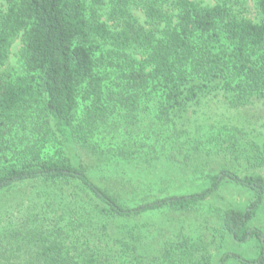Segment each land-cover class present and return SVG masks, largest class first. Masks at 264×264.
Wrapping results in <instances>:
<instances>
[{
  "label": "trees",
  "instance_id": "trees-1",
  "mask_svg": "<svg viewBox=\"0 0 264 264\" xmlns=\"http://www.w3.org/2000/svg\"><path fill=\"white\" fill-rule=\"evenodd\" d=\"M2 1L0 264H264V0ZM229 183L253 200L186 233Z\"/></svg>",
  "mask_w": 264,
  "mask_h": 264
},
{
  "label": "rangeland",
  "instance_id": "rangeland-1",
  "mask_svg": "<svg viewBox=\"0 0 264 264\" xmlns=\"http://www.w3.org/2000/svg\"><path fill=\"white\" fill-rule=\"evenodd\" d=\"M199 2H202L205 5H214L216 3V0H196ZM249 7L254 6L255 0H244ZM0 8L4 9V2L0 0ZM23 52V42L22 38H16L10 49H9V61L6 66L0 67V73L10 71V72H21V56ZM214 106L212 109H209V113L207 115H215V109ZM204 110L201 109V112ZM251 112V111H250ZM248 113L249 116H253L255 119L252 120L253 126H258L260 124L259 118H262V111L259 112L256 111ZM214 167V168H212ZM210 169H208V172H217L220 169V164L216 161L212 165ZM164 169H168V167H164ZM250 172H253L255 174L264 175V169L259 168L256 170H249ZM209 184V181L207 179H200V180H189L185 181L182 184H180L178 187L183 188V193H193V192H199L206 188ZM253 200V192L247 189H243L240 186H237L235 184H226L224 185L221 190L208 202L209 206L205 208L206 212H203L204 216H195L194 214H190L193 217H183L181 220V224L185 226L186 233H189V230L191 227L196 226L199 232H203V230H200L201 228H204V219H209V224H214L212 221L214 219L213 216H211V212L208 210V208L213 207H234V208H244L246 207L251 201ZM212 206V207H211ZM212 211V210H211ZM210 216V217H209ZM252 226H256L260 229L264 230V207L261 208V210L258 212L257 217L253 222L251 223ZM170 231L175 230V226L173 223L170 222L169 226ZM226 252H232V253H238L242 256L248 258V259H256L259 255V249L257 248L256 244L250 243L247 245H237L233 243L231 238L227 237L225 240V247L221 251L217 252L213 257V264H219L220 257L226 253ZM229 264H240L237 261H232Z\"/></svg>",
  "mask_w": 264,
  "mask_h": 264
}]
</instances>
